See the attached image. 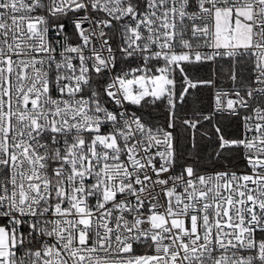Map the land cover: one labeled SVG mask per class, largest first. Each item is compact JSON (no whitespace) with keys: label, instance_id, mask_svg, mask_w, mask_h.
Here are the masks:
<instances>
[{"label":"snow or ice","instance_id":"6c2138e0","mask_svg":"<svg viewBox=\"0 0 264 264\" xmlns=\"http://www.w3.org/2000/svg\"><path fill=\"white\" fill-rule=\"evenodd\" d=\"M0 264H264V0H0Z\"/></svg>","mask_w":264,"mask_h":264}]
</instances>
